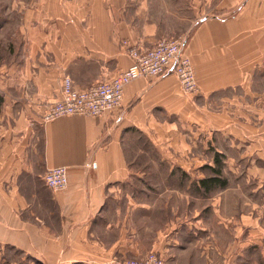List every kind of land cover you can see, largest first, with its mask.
<instances>
[{"label":"crops","instance_id":"crops-1","mask_svg":"<svg viewBox=\"0 0 264 264\" xmlns=\"http://www.w3.org/2000/svg\"><path fill=\"white\" fill-rule=\"evenodd\" d=\"M0 28V264H257L264 0H14ZM182 37L198 92L139 78L100 117L42 121L70 78L111 80ZM127 43V45H124ZM68 168L64 191L44 180ZM220 176L226 186L203 182Z\"/></svg>","mask_w":264,"mask_h":264},{"label":"built area","instance_id":"built-area-1","mask_svg":"<svg viewBox=\"0 0 264 264\" xmlns=\"http://www.w3.org/2000/svg\"><path fill=\"white\" fill-rule=\"evenodd\" d=\"M185 39L182 37L162 39L148 51L129 47L132 64L111 80L96 83L87 89H78L70 78L63 82L62 97L52 103L42 116L44 123L69 115L100 117L122 106L124 89L131 81L154 79L166 74L177 77L185 94L198 92V84L190 58L184 53ZM127 45V43H124ZM46 185L54 191H64L69 184L68 168H50L45 177ZM125 264H167L157 253L150 252L142 259Z\"/></svg>","mask_w":264,"mask_h":264},{"label":"rangeland","instance_id":"rangeland-1","mask_svg":"<svg viewBox=\"0 0 264 264\" xmlns=\"http://www.w3.org/2000/svg\"><path fill=\"white\" fill-rule=\"evenodd\" d=\"M14 0H0V28L9 23H18L20 22V16L18 14L10 12L12 9V3ZM0 33L5 36L9 35V30L5 28L4 30L1 29ZM5 46V41H0V53L2 52V48ZM259 71L264 72V65H261L258 68ZM258 83L264 87V79L258 80ZM264 184V183H263ZM257 234H258V241H257V264H264V221L258 219L257 223Z\"/></svg>","mask_w":264,"mask_h":264},{"label":"trees","instance_id":"trees-1","mask_svg":"<svg viewBox=\"0 0 264 264\" xmlns=\"http://www.w3.org/2000/svg\"><path fill=\"white\" fill-rule=\"evenodd\" d=\"M203 182H209L211 184H220L222 187L226 186V181H224L220 176L210 177Z\"/></svg>","mask_w":264,"mask_h":264}]
</instances>
